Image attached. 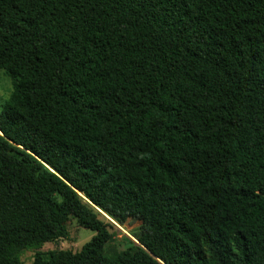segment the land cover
<instances>
[{"label": "trees", "instance_id": "trees-1", "mask_svg": "<svg viewBox=\"0 0 264 264\" xmlns=\"http://www.w3.org/2000/svg\"><path fill=\"white\" fill-rule=\"evenodd\" d=\"M0 70V264H264V0H0Z\"/></svg>", "mask_w": 264, "mask_h": 264}, {"label": "rangeland", "instance_id": "rangeland-1", "mask_svg": "<svg viewBox=\"0 0 264 264\" xmlns=\"http://www.w3.org/2000/svg\"><path fill=\"white\" fill-rule=\"evenodd\" d=\"M11 91L12 86L10 77L3 70H0V111L7 101ZM115 226L116 232L103 248V252L106 254H111L124 249V244H126L125 241L127 238L135 241L132 238V235L137 233L140 222L128 220L123 225L115 224ZM67 227L68 237L66 239L44 243L39 251L44 253L52 250H70L72 252H77L80 251L82 246L90 241L95 235L93 231L78 226L74 220H70ZM34 251L35 250H23L20 255L22 264H32L33 254L35 253Z\"/></svg>", "mask_w": 264, "mask_h": 264}]
</instances>
